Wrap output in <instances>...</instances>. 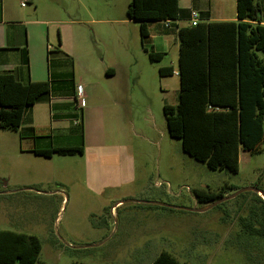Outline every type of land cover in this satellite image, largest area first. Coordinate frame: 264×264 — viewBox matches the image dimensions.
<instances>
[{
	"label": "rangeland",
	"instance_id": "obj_1",
	"mask_svg": "<svg viewBox=\"0 0 264 264\" xmlns=\"http://www.w3.org/2000/svg\"><path fill=\"white\" fill-rule=\"evenodd\" d=\"M129 2L56 1L71 19L92 21L95 53L129 57L141 89L129 92L128 116L119 121L117 147L107 155L111 164L131 160L133 178L122 179L113 168L99 180L104 188L91 194L69 167L88 163L87 155L55 157L42 167L39 157L22 152L31 140L0 130V230L35 235L44 264H150L161 251L189 264H264V242L241 234L238 225L249 207L238 196L264 167V139L259 153L240 152L236 173L211 170L182 151L181 141L168 135L162 110L177 104L178 78L158 73L160 65L173 61L176 47L168 58L151 62L136 24L104 22L126 18ZM222 188L225 198L207 206L194 195Z\"/></svg>",
	"mask_w": 264,
	"mask_h": 264
},
{
	"label": "trees",
	"instance_id": "obj_2",
	"mask_svg": "<svg viewBox=\"0 0 264 264\" xmlns=\"http://www.w3.org/2000/svg\"><path fill=\"white\" fill-rule=\"evenodd\" d=\"M177 1L130 0L126 18L138 23L144 38L148 22L177 19ZM236 18L178 30V102L162 108L168 135L181 141L185 154L211 170L232 173L238 171L240 152L259 153L264 139V12L257 0H236ZM147 55L151 62L163 56L151 51ZM49 91V82L21 84L11 75H0V130L17 131L24 109ZM34 152L72 156L82 154L83 148ZM250 188L264 194V167ZM194 195L204 206L225 198L224 188ZM238 198L249 200L247 215L239 218V232L264 242V200L252 191ZM40 250L35 235L0 230V264H44ZM150 264L189 263L161 251Z\"/></svg>",
	"mask_w": 264,
	"mask_h": 264
},
{
	"label": "crops",
	"instance_id": "obj_3",
	"mask_svg": "<svg viewBox=\"0 0 264 264\" xmlns=\"http://www.w3.org/2000/svg\"><path fill=\"white\" fill-rule=\"evenodd\" d=\"M56 1L0 0V75H11L21 84L49 82V93L23 111L16 132L20 141L31 140L32 144L22 152L39 157V165L44 167L55 157L60 160L71 156L53 153L43 157L34 151L81 145L83 152L76 155H87L89 162L69 165L73 172L70 175L78 184L82 176L94 194L104 188L99 180L113 168L121 171L120 178H133L131 160L111 164L107 154L117 147L113 143L120 134L119 121L128 116L129 92L134 93L141 86L133 81L129 57L95 53L88 26L92 21L71 19ZM261 1L257 0L264 12ZM177 7V19L169 27L163 21L148 22L144 38L140 36L138 23L127 18L104 22L116 27L136 24L142 50L162 54V61L169 57L171 46H175L173 61L160 65L158 73L164 69L162 78H178V30L190 25V11H196L198 23L203 24L237 22V18L236 0H178ZM260 24L264 26V22ZM78 86L82 89L79 98Z\"/></svg>",
	"mask_w": 264,
	"mask_h": 264
},
{
	"label": "built area",
	"instance_id": "obj_4",
	"mask_svg": "<svg viewBox=\"0 0 264 264\" xmlns=\"http://www.w3.org/2000/svg\"><path fill=\"white\" fill-rule=\"evenodd\" d=\"M197 20H198V14H197V12L194 11V10H191L190 11V14H189L190 25L191 26H195L198 23ZM163 22H164V24H165L166 27H169L170 21H163ZM176 74H178V73H176ZM81 92H82L81 86H78L77 87V96H76L77 98H79L81 96Z\"/></svg>",
	"mask_w": 264,
	"mask_h": 264
},
{
	"label": "water",
	"instance_id": "obj_5",
	"mask_svg": "<svg viewBox=\"0 0 264 264\" xmlns=\"http://www.w3.org/2000/svg\"><path fill=\"white\" fill-rule=\"evenodd\" d=\"M246 190L256 192L262 198V200H264V194L261 191L255 190L254 188H250V187L246 188ZM207 208H205V209H207Z\"/></svg>",
	"mask_w": 264,
	"mask_h": 264
}]
</instances>
